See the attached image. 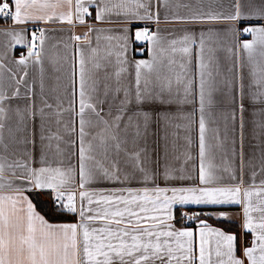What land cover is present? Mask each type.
I'll use <instances>...</instances> for the list:
<instances>
[{
  "label": "snow or ice",
  "instance_id": "snow-or-ice-1",
  "mask_svg": "<svg viewBox=\"0 0 264 264\" xmlns=\"http://www.w3.org/2000/svg\"><path fill=\"white\" fill-rule=\"evenodd\" d=\"M0 23V264H264V0Z\"/></svg>",
  "mask_w": 264,
  "mask_h": 264
},
{
  "label": "crops",
  "instance_id": "crops-1",
  "mask_svg": "<svg viewBox=\"0 0 264 264\" xmlns=\"http://www.w3.org/2000/svg\"><path fill=\"white\" fill-rule=\"evenodd\" d=\"M7 25H4L3 23H0V27H6ZM163 26V25H162ZM250 38V37H249ZM3 40H4V37L3 36H0V42H3ZM51 43H55V41H52ZM52 51L54 52L55 51V49H52ZM19 51H17L16 53H15V55L18 53ZM17 56V55H16ZM18 57V56H17ZM248 119H252V117H248ZM250 127V126H249Z\"/></svg>",
  "mask_w": 264,
  "mask_h": 264
},
{
  "label": "built area",
  "instance_id": "built-area-1",
  "mask_svg": "<svg viewBox=\"0 0 264 264\" xmlns=\"http://www.w3.org/2000/svg\"><path fill=\"white\" fill-rule=\"evenodd\" d=\"M19 54H20V53L18 52L16 55L19 56Z\"/></svg>",
  "mask_w": 264,
  "mask_h": 264
}]
</instances>
